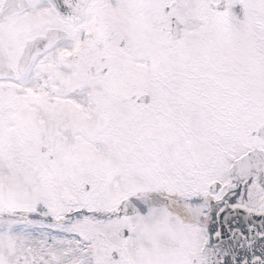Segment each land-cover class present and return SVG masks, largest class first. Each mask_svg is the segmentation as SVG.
<instances>
[{"label": "snow or ice", "instance_id": "obj_1", "mask_svg": "<svg viewBox=\"0 0 264 264\" xmlns=\"http://www.w3.org/2000/svg\"><path fill=\"white\" fill-rule=\"evenodd\" d=\"M0 264H264V0H0Z\"/></svg>", "mask_w": 264, "mask_h": 264}]
</instances>
